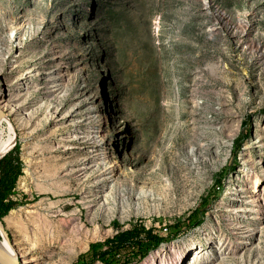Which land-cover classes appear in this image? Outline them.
I'll return each mask as SVG.
<instances>
[{"label": "rangeland", "instance_id": "rangeland-1", "mask_svg": "<svg viewBox=\"0 0 264 264\" xmlns=\"http://www.w3.org/2000/svg\"><path fill=\"white\" fill-rule=\"evenodd\" d=\"M0 110L19 264L134 225L161 243L129 264H264V0H0Z\"/></svg>", "mask_w": 264, "mask_h": 264}, {"label": "trees", "instance_id": "trees-1", "mask_svg": "<svg viewBox=\"0 0 264 264\" xmlns=\"http://www.w3.org/2000/svg\"><path fill=\"white\" fill-rule=\"evenodd\" d=\"M264 111V110H263ZM246 136V135H245ZM245 136H237L233 141V155L236 156ZM234 168V167H233ZM22 175V161L18 143L0 159V222L15 205L9 201L15 194L18 178ZM204 216L194 210L185 218H178L167 236L177 238L183 230H190L203 222ZM183 228V229H182ZM161 239L153 234L152 229L143 225H134L119 231L103 242L90 243L87 251L78 255L73 264H129L132 259L143 260L147 254L158 248Z\"/></svg>", "mask_w": 264, "mask_h": 264}, {"label": "bare ground", "instance_id": "bare-ground-1", "mask_svg": "<svg viewBox=\"0 0 264 264\" xmlns=\"http://www.w3.org/2000/svg\"><path fill=\"white\" fill-rule=\"evenodd\" d=\"M4 120L6 121L7 119L5 118V115H2V118H1V121H0V158L3 157L8 151H10L14 147V145H15V141L14 140H16V138L14 139L15 126L13 125L12 121H9L8 125L5 127L4 123H3ZM5 220H6L7 223H10L11 222L10 215H8L5 218ZM1 230L2 229H1V223H0V232H1V235H2L1 237L4 240V241H0V250L3 253H5L7 256H9L10 258L15 259L14 256H13V253L7 247V242L5 241V232H3ZM69 241H70V239H67L66 243L68 244ZM202 242H200V243L204 244V245L206 244V241L204 242V240H203ZM209 243H211V242H208L207 245H209ZM188 248H189V246H187V249L186 248L183 249L185 253H188ZM195 257H197V255ZM191 264H196V259L195 258L193 259ZM220 264H223V263L220 262Z\"/></svg>", "mask_w": 264, "mask_h": 264}, {"label": "water", "instance_id": "water-1", "mask_svg": "<svg viewBox=\"0 0 264 264\" xmlns=\"http://www.w3.org/2000/svg\"><path fill=\"white\" fill-rule=\"evenodd\" d=\"M3 113L0 111V121L2 118ZM2 158V157H1ZM0 158V159H1ZM4 219V218H3ZM2 219V220H3ZM1 223V222H0ZM1 231H3V227H2V223H1ZM4 232V231H3ZM1 232H0V237H1ZM0 264H19L17 261H15V259L10 258L9 256H7L5 253H3L0 250Z\"/></svg>", "mask_w": 264, "mask_h": 264}]
</instances>
